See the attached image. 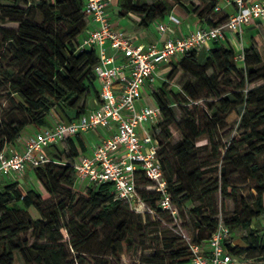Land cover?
I'll return each mask as SVG.
<instances>
[{"label":"trees","instance_id":"trees-1","mask_svg":"<svg viewBox=\"0 0 264 264\" xmlns=\"http://www.w3.org/2000/svg\"><path fill=\"white\" fill-rule=\"evenodd\" d=\"M27 2L10 0V4L0 7V86L6 92L0 97V152L17 142L27 126H51V116L62 122L73 121L86 112L87 95L98 100L94 74L98 55L95 48H79L90 22L83 9L85 0H37L35 5L28 6ZM173 4L195 17L200 25L215 26L229 15L224 11L220 18L215 17V7L221 0H116L112 11L116 17L135 19L132 29L140 31L166 18ZM36 11L41 16L39 21L35 19ZM6 20L13 21L15 26H4ZM255 23L248 27L254 30L241 61H236V50L230 43L214 41L202 57L197 50H191L163 66L162 84L151 91L162 116L156 135L158 157L176 211L194 192L204 188L203 172L186 167L204 129L187 113L181 139L173 146L172 154L166 151L162 138L169 139L170 126L175 122L166 90L176 89L173 94L178 101L194 102L200 88L216 92L219 76L240 78L238 89L258 81L264 84V25L260 21ZM259 91L234 93V105L221 97L213 112L214 124L239 122L242 131L232 139L222 157L225 165L221 195L233 201L240 199L247 213L243 216L235 212L223 221L230 231L241 228L249 232L251 220L264 215V163L258 160L264 155V90ZM46 148V161L27 169L37 189L24 191L17 180L7 178L0 183V264H17L20 257H33L36 264H63L68 256L65 243L77 254L108 250L111 255H121L149 241L174 247L169 254L171 264H190L189 245L206 243L218 226L213 215H202L195 239L185 246L175 238L158 239L159 229L147 226L155 223H143L142 217L151 212L175 215L158 206L157 193L140 187L145 183L143 177L137 178L136 185L147 210L139 213L129 203L114 198L109 182L86 186L82 192L74 187L76 158L85 148L80 134ZM228 169L230 173L245 171L255 192L250 203L231 187L225 172ZM30 208L38 213V219L30 217ZM65 213L72 215L68 222L63 220ZM109 225V231L102 232V227ZM224 245L249 264L264 262V240L238 247L229 237ZM151 258L145 256L139 264H150L147 261Z\"/></svg>","mask_w":264,"mask_h":264},{"label":"built area","instance_id":"built-area-1","mask_svg":"<svg viewBox=\"0 0 264 264\" xmlns=\"http://www.w3.org/2000/svg\"><path fill=\"white\" fill-rule=\"evenodd\" d=\"M116 0H85L84 13L93 23L82 37L79 48H95L98 63L94 74L98 83V105L70 122L56 121L51 126L27 135L21 151L7 148L0 152V178L17 180L20 174L46 161L45 148L59 144L77 134L99 128L109 130L90 155L80 153L75 162V182L97 186L112 184L114 198L127 202L139 213L147 210L137 193L140 187L158 194V206L176 214L163 169L158 157L157 133L161 121L160 108L148 100L139 104L141 89L159 78V69L185 52L208 49L212 42L235 44L236 61L244 56L246 29L264 19V0H225L215 12L231 6L227 19L215 26L195 24L184 36L173 35V29L161 21L156 25L159 40L142 43L113 27L109 12ZM171 22H177L169 14ZM113 53L109 54L108 50ZM122 55L117 61L116 55ZM160 78L163 77L161 76ZM18 181V180H17ZM74 182V183H75ZM229 228L220 221L206 243H191L190 264H249L242 256L233 255L224 245Z\"/></svg>","mask_w":264,"mask_h":264},{"label":"rangeland","instance_id":"rangeland-1","mask_svg":"<svg viewBox=\"0 0 264 264\" xmlns=\"http://www.w3.org/2000/svg\"><path fill=\"white\" fill-rule=\"evenodd\" d=\"M225 0H221V3L224 4ZM37 0H28V5H35ZM172 4V2L170 1ZM10 4V0H0V7L2 5ZM174 5L171 7L173 9ZM178 16L181 18L183 11L180 9L176 11ZM33 11L31 10V14ZM176 13V14H177ZM223 11L216 13V18H220ZM190 18L192 16H189ZM35 19L40 20L41 16L36 11ZM127 21L126 25H131L135 22V19L132 18H122ZM4 26L14 27L15 23L10 20H6ZM261 24L264 25V19L260 20ZM256 25V23H255ZM254 25H250L249 27ZM254 30L246 29L245 33V44L250 42V34ZM235 38L234 48H237L239 43L238 39ZM1 39V38H0ZM264 46V42H262ZM211 45L209 46V49ZM205 48L197 49L198 54L202 57L205 54ZM217 90L216 92H209L204 89H201L197 93V98L194 102L187 101L181 102L178 101L173 92H176V89L173 92L170 89H167L168 92L166 95V101L172 108L174 112L175 122L171 124L170 131L171 136L169 139L164 140L162 138V145L166 147V151H169L170 154L173 152V146L181 139L183 134V120L187 113L190 116L194 117L200 128L204 129V133L197 139L195 143L193 158L187 162V169L197 168L203 172L202 180L204 182V188L199 189L194 192V195L191 199L186 200L181 204V206L176 211L175 216H161L158 213L151 212L149 215L143 216V223L148 221L153 222V225H147L148 227H157L159 229L158 239H167L175 238L182 246H185L190 241L194 240L196 237V226L197 223L201 221L202 215L208 216L213 215V218L218 222L224 221L232 217L235 212H239L246 216L247 213H244L245 207L241 203L240 199L238 201H233L227 197L221 195L220 192V181L223 175V165L225 163L222 161L226 147L232 142V139L241 134L242 131L239 127V122L235 124H225L223 121L214 124L213 122V112L216 107L219 106V99L221 97H226L232 105L235 103L234 93L236 92H246L248 89H252L255 93L260 92L259 90H264V84L261 81L255 82L253 84H246L244 89H238L240 85V78L235 75L230 76V78H225L222 76L217 77ZM162 84V80L156 79L153 82L155 87H158ZM1 85V82H0ZM174 87V86H173ZM4 86H0V97L6 92H2ZM141 94L145 99H149V91H146L144 88L141 89ZM91 94L85 97V108L88 109L93 106V99L90 96ZM23 135V134H22ZM172 159H175L172 157ZM258 160L261 163H264V155L259 156ZM228 174V180L231 187L236 189L238 196L245 197L250 203L252 195H255V192L250 187V182L246 178V173L244 170L239 169L234 173H230L229 169L225 170ZM20 183L21 188L24 191L28 189H37L34 183L33 178L30 175L29 170L24 171L17 178ZM3 182V181H2ZM217 185V190H216ZM83 183L75 182L74 187L81 192L83 191ZM198 209V211H194ZM32 219H38V213L30 208L27 210ZM135 213V212H133ZM136 214V213H135ZM148 216V217H147ZM72 218L70 213L64 214V221L68 222ZM148 219V220H147ZM110 226L102 227L103 231H109ZM251 231H246L241 228H235L233 231H230V240L231 243L238 247H247L250 242H256L259 244L264 240V215L255 217L251 220ZM151 240L148 238V241ZM65 251L67 253V259L63 264H139L142 263L145 256H153V258L148 259L147 261L150 264H171L169 261V254L174 249L173 246H167L155 241H149L145 246H135L127 254L121 255H111L108 250H104L101 253H79L77 254L73 251L68 243L64 244ZM146 262V263H147ZM17 264H36L33 257L19 258Z\"/></svg>","mask_w":264,"mask_h":264},{"label":"crops","instance_id":"crops-1","mask_svg":"<svg viewBox=\"0 0 264 264\" xmlns=\"http://www.w3.org/2000/svg\"><path fill=\"white\" fill-rule=\"evenodd\" d=\"M182 10V16L181 18L178 16V13L176 11ZM224 11L227 12H232V7L231 6H224ZM177 13V14H176ZM173 16L176 17L177 22H171L168 19V16L164 19H158L156 21H154L153 23H151L148 27V29H144V30H140V31H135L132 29V24L131 25H126L127 21H125L122 18L116 17L115 14H113V11L111 9V11L109 12V18L110 21L113 25L114 28L116 29H122L125 31V33L132 37L133 39L142 42V43H148V42H154L156 40H159V34L157 32L156 29V25L158 23V21H161L167 25H169L171 27V29H173V35L175 36H184L185 34H187L189 32V30L195 25V24H199L198 20L195 17H189L190 15H188L185 10L180 7V6H174L173 9L171 10V12L169 13ZM254 25V24H253ZM93 28V23L89 22L88 25V29ZM87 30L85 31V33L87 32ZM85 33L81 36L82 37L85 35ZM210 46V45H209ZM209 48V47H208ZM206 49V48H205ZM109 54H112L113 51L112 50H108ZM117 61H121L122 55L118 54L115 56ZM163 67V66H162ZM162 67L159 69L158 73L159 76L161 77V72L160 70L162 69ZM157 78L158 80H162V78ZM163 77V76H162ZM142 88H144L146 91H149V95L151 94V91L153 88H156L153 83H149L147 82ZM92 97V95H90ZM149 99H145L144 96L141 94L140 100H139V104H143L146 101L150 100L153 102L151 95L149 96ZM93 99V106L88 108L86 111L96 107L98 105V100L97 99ZM51 124L55 123L56 121H58L56 119V117L51 116ZM35 130H38L37 128L33 127V126H27L24 131H23V135L20 137V139L13 143V144H9L7 145V152L9 153V151L11 150H15V151H21L24 147V142H25V138L27 135L32 134ZM109 130L104 129V128H99L97 130L94 131H90V132H84L81 133L80 136L82 137L84 143H85V148L84 150L81 152L83 154L86 155H90L92 152V149L100 142L101 138L109 135ZM47 152V148H45V153ZM6 178H0V183L2 181H4ZM252 263V262H251ZM256 264H264V262H255Z\"/></svg>","mask_w":264,"mask_h":264}]
</instances>
